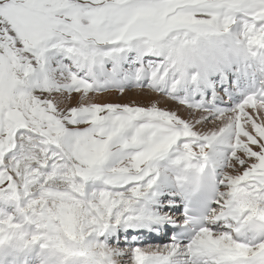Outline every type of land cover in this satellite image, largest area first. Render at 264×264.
I'll list each match as a JSON object with an SVG mask.
<instances>
[{
	"label": "snow or ice",
	"instance_id": "6c2138e0",
	"mask_svg": "<svg viewBox=\"0 0 264 264\" xmlns=\"http://www.w3.org/2000/svg\"><path fill=\"white\" fill-rule=\"evenodd\" d=\"M237 13L264 48V0H0V202L15 206L0 246L34 225L30 243L63 264H264V96L211 115L170 95L181 36L227 32ZM127 88L159 98L94 97ZM174 150L220 165L212 207L184 237L133 247L175 231L170 202L138 204Z\"/></svg>",
	"mask_w": 264,
	"mask_h": 264
},
{
	"label": "bare ground",
	"instance_id": "6f19581e",
	"mask_svg": "<svg viewBox=\"0 0 264 264\" xmlns=\"http://www.w3.org/2000/svg\"><path fill=\"white\" fill-rule=\"evenodd\" d=\"M242 15L240 13L236 14V22L232 25L227 32H214L206 35H199L195 37L194 41L191 43H186L182 45V61L177 68L174 66L171 72V79L177 81L176 87L171 90L170 95L176 94L178 92H184L189 94L188 90V80L191 79L192 74H196V82L204 89L212 88L217 96H220L218 90L220 87H215L213 79L217 75H224V72L230 70L229 65H232L234 60H239L245 57L246 59L264 57V48L258 46H250L247 44L246 40L242 35ZM244 65V61L237 64L240 69ZM178 72L181 78L175 77L174 73ZM170 87V85H168ZM168 87L165 90H168ZM75 95V94H74ZM95 99L99 102H114V103H129L137 106H149V100H155L159 98L157 93L145 94L141 90L135 88H128L124 93H120L116 90H111L104 93L94 94ZM226 101V100H225ZM227 102V101H226ZM185 104V103H184ZM191 108H196L200 110L199 106L192 102L190 104H185ZM160 107L166 110H177L180 108L174 102H168L167 104L161 103ZM236 108V107H235ZM235 108L226 109H210V110H200L207 114L216 115L221 112H228ZM178 114L182 117L187 116L186 110H179ZM180 155L179 150H174L165 155V157L154 162V167L156 168L155 182L144 195L138 200V204L141 200L152 202L150 196H154L160 199L165 194L173 190L176 192V187L173 185L176 183V178L174 175L184 176L187 171H196L201 169V165H214L218 170L219 174V164L207 163L202 158L194 157L188 161L179 160L177 158ZM203 166V167H204ZM176 197L170 198L169 200L176 204ZM172 205V206H174ZM15 212V206L11 203L0 202V213L12 215ZM178 217V215L176 216ZM27 233L31 234L34 232V225H27L25 227ZM39 247L38 244L32 245L30 249H26L28 253L30 251L36 250ZM38 258L40 254L37 252Z\"/></svg>",
	"mask_w": 264,
	"mask_h": 264
},
{
	"label": "clouds",
	"instance_id": "9594fccd",
	"mask_svg": "<svg viewBox=\"0 0 264 264\" xmlns=\"http://www.w3.org/2000/svg\"><path fill=\"white\" fill-rule=\"evenodd\" d=\"M210 33L214 32L209 31L208 34ZM25 234L27 235V239H21L19 236H16L11 241L12 246L18 251H23L32 247V244L30 243V235L27 234L26 230ZM39 254L40 259L38 261V264H63V258L61 257L60 253L54 248H48L46 250L40 249Z\"/></svg>",
	"mask_w": 264,
	"mask_h": 264
},
{
	"label": "rangeland",
	"instance_id": "374dc122",
	"mask_svg": "<svg viewBox=\"0 0 264 264\" xmlns=\"http://www.w3.org/2000/svg\"><path fill=\"white\" fill-rule=\"evenodd\" d=\"M232 27V25L230 26V28ZM221 32V31H220ZM199 36V35H198ZM195 37H196V35L195 34H189L188 36H181V40H188L189 42L188 43H191V42H193L194 41V39H195ZM74 95V94H73ZM71 106V105H70Z\"/></svg>",
	"mask_w": 264,
	"mask_h": 264
}]
</instances>
